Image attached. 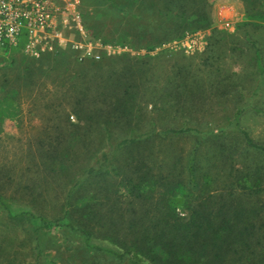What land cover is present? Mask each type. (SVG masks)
Listing matches in <instances>:
<instances>
[{
  "label": "rangeland",
  "instance_id": "374dc122",
  "mask_svg": "<svg viewBox=\"0 0 264 264\" xmlns=\"http://www.w3.org/2000/svg\"><path fill=\"white\" fill-rule=\"evenodd\" d=\"M72 1L82 18L85 37L75 29H66L64 36L68 41L99 40L97 48L104 57L99 73L113 79H131L138 91L135 121L126 127L122 117L115 124L112 118L113 138L128 136L130 129L144 131L151 121L158 129L178 127L184 120L200 128L229 123L242 109L239 127L264 144V84L253 94L260 81L259 63L264 71V0H203V4L201 0H117L131 10L126 18L105 0ZM157 8L162 11L161 17L155 12ZM197 8L210 17L208 28L194 29L197 23H203L190 18ZM174 31L182 36L167 38ZM147 45L155 47L149 50ZM56 48L58 54L50 62L53 71L34 72L30 84L17 79L23 65L21 57L12 56L17 52L0 48V106L6 90L14 89L16 98V116L0 122V185L10 183L30 166L28 156L41 149V142L66 132L57 129L63 112L70 107L68 95H73L66 90L74 79L72 75L87 73L90 62L75 61L79 51L74 53L70 42H55L49 51ZM64 60L69 71L63 74L58 64ZM81 78L76 82L79 85ZM121 87L123 84L117 89ZM65 99L68 104H64ZM59 104L64 110H59ZM70 118L74 120L73 115ZM98 135L94 129L88 131L84 144L75 150L84 155L97 153L101 150ZM142 141L133 150L146 153L156 173L182 180L195 203L209 194L245 197L241 193L249 191V185L261 190L255 201L263 206L259 220L262 226L254 249L264 254V181L260 186L254 183L255 174L264 171L263 152L247 147L242 135L233 129L208 136L157 133ZM118 152L119 164L129 159L126 149ZM191 155L195 160L193 179L188 173ZM94 184L97 189L108 183L100 177ZM121 201L117 209L110 206L118 220L126 219L133 208L127 198ZM48 205L45 213L53 215L56 205ZM177 211L183 216L187 213L181 207ZM37 223L26 216L8 218L0 210V264H131L127 258L117 261L106 254L89 253L80 237L72 234L66 239L56 230L38 240L43 256L36 263ZM121 224L126 227L127 222Z\"/></svg>",
  "mask_w": 264,
  "mask_h": 264
},
{
  "label": "trees",
  "instance_id": "16d2710c",
  "mask_svg": "<svg viewBox=\"0 0 264 264\" xmlns=\"http://www.w3.org/2000/svg\"><path fill=\"white\" fill-rule=\"evenodd\" d=\"M105 1L123 12L125 18L131 13L117 0ZM155 12L160 17L163 15L159 8ZM190 18L203 20L194 29H205L212 24L207 13L199 8ZM171 24L178 26L177 23ZM154 27L159 28L156 25ZM177 33L174 31L167 38L182 36ZM146 47L151 50L155 45ZM12 48L7 46L4 50L17 52V55L12 56L21 57L23 65L20 66L21 72H18L17 79H23L22 83H33L30 78L34 72L43 73L46 69L53 71L50 62L56 58L59 48L37 58L24 55L19 47ZM72 50L77 53V49ZM103 59V56L98 59L74 58L79 63H90L87 73L72 75L74 79L66 90L73 92V95H68L70 107L63 112L64 118L60 121L62 126L57 127L58 130L64 128L66 132L41 142V149L28 156L30 166L10 183L0 185V210L8 218L26 216L38 222L35 228L39 232L36 263L43 256L38 240L42 235L56 230L64 233L66 239L72 234L80 237L83 248L89 253L106 254L117 261L127 258L131 264H242L246 261L264 264V254H257L254 249L258 229L262 226H259V220L263 206L255 201L261 190L249 185V191L241 193L245 197L209 194L195 203L189 198L182 180L176 179L175 175L169 177L156 173L146 153L139 154L133 150L134 146L152 134L208 136L233 129L242 135L247 147L264 153V144L255 141L248 131L239 127L237 121L242 109L236 111L229 123L200 128L184 120L178 127L158 129L151 121L144 131L130 129L128 136L113 138L110 132L112 118H115V124L122 120L118 117H122L126 127H131L135 121L138 91L131 79L102 76L99 63ZM65 65V60L58 64L59 73L69 71ZM258 67L260 81L253 94H257L264 84V71L260 63ZM80 78L79 85L76 82ZM121 84L124 87L117 89ZM13 91L4 92L0 122L4 118L16 116ZM68 102L65 99L64 104ZM59 110H64V107L61 106ZM56 111L55 107L53 113ZM71 115L74 120H71ZM92 129L99 134L97 144L101 145V150L84 155L75 148L84 144L87 132ZM123 149L130 157L119 164L118 151ZM194 171L195 160L191 155L188 173L192 179ZM100 177L108 184L96 189L94 181ZM254 178L256 186H260V182L264 181V171L257 172ZM122 198H127L133 208L126 219L118 220L111 207L117 209ZM50 203L53 207L56 205L53 215H47L44 210ZM135 206L140 207L136 209ZM178 207L187 211L185 216L180 215ZM120 222H127L126 227Z\"/></svg>",
  "mask_w": 264,
  "mask_h": 264
},
{
  "label": "built area",
  "instance_id": "2783aa9c",
  "mask_svg": "<svg viewBox=\"0 0 264 264\" xmlns=\"http://www.w3.org/2000/svg\"><path fill=\"white\" fill-rule=\"evenodd\" d=\"M66 29H75L85 37L82 18L72 0H0V48L19 47L24 55L37 58L55 42H70L79 51L80 60L100 57L99 40L68 41L63 34Z\"/></svg>",
  "mask_w": 264,
  "mask_h": 264
}]
</instances>
